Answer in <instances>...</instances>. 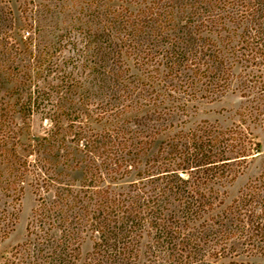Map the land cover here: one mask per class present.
I'll return each mask as SVG.
<instances>
[{
    "label": "trees",
    "instance_id": "obj_1",
    "mask_svg": "<svg viewBox=\"0 0 264 264\" xmlns=\"http://www.w3.org/2000/svg\"><path fill=\"white\" fill-rule=\"evenodd\" d=\"M147 1L140 0L136 15L130 13L131 19L124 20L128 27L140 29L172 24L174 50L182 51L165 66L175 72L170 93L221 88L220 68L232 71L239 66L245 99L240 123L226 130L211 124L181 127L156 153H149L153 144L132 137L117 123L120 117L113 109L99 104L86 107L69 98L46 105L47 96L40 92L22 102L24 84L7 88L22 70L0 63V241L15 227L17 204L27 187L37 202L26 240L2 264H76L87 238L94 242L87 264H139L145 236L152 242V257L178 245L181 254L188 247L197 249L203 231L197 232L196 224L214 210L221 194L216 187L229 183L218 171L235 162L238 170L232 182L250 158L263 152L250 123L264 133V0H189L195 4L189 11L181 9L179 16L162 12L161 0L151 1L152 5ZM22 55L11 38L0 39L4 62L16 63ZM39 57L44 61L43 55ZM25 76L30 78L26 72ZM172 97L184 111L187 104L179 105L180 98ZM35 113L51 122L41 135L31 130L29 119ZM133 174L135 180L126 187L113 188ZM250 187L228 206L230 212L236 211L237 217L233 216L241 223L244 238H249L251 201L264 200ZM260 238L264 240V234Z\"/></svg>",
    "mask_w": 264,
    "mask_h": 264
},
{
    "label": "rangeland",
    "instance_id": "obj_2",
    "mask_svg": "<svg viewBox=\"0 0 264 264\" xmlns=\"http://www.w3.org/2000/svg\"><path fill=\"white\" fill-rule=\"evenodd\" d=\"M151 1L154 0H148L146 5H152ZM139 2L0 0V39L11 38V42L17 43L25 54L17 56L16 63L0 59L2 67L12 66L22 70L18 80L13 79L7 88L24 84L20 96L22 102L31 97L37 98L40 92L47 96L46 105L52 106L69 98L71 102H83L86 107L99 104L106 110L113 109L120 117L117 123L122 124L123 128L125 126L132 137H136L138 142L143 140L153 144L154 148L149 153H156L160 144L181 127L197 129L198 126L211 124L226 130L240 123L245 99L241 96L239 66L232 71L220 68L217 83L221 88L202 86L201 89H187L186 93H183L185 89L170 93L175 72L166 67L182 50H174L172 24L163 29L158 23L142 29L126 25L127 18L131 19L129 14L136 15L141 7ZM160 3L162 12L173 11L177 14L181 13V9L189 11L195 4L189 0H175V3L161 0ZM30 36L33 37L32 41H26ZM133 47L138 51L132 52ZM42 55L44 61L39 57ZM23 66L31 68L25 70ZM25 72L30 78L25 76L26 79H23ZM173 83L178 85L174 80ZM70 85L76 89L69 91L66 87ZM172 96L180 98L179 105L187 104L184 111L175 100L173 102ZM152 100L158 102L154 104ZM17 118L19 122L22 119ZM29 121L32 132L37 135L51 127V122L41 114L35 113ZM250 127L256 141L262 144L263 152L250 158L232 182L230 179L238 170L235 162L224 164V167L228 165L226 169L220 167L218 173L223 171L225 177L222 179L229 183L225 184V188L216 187L221 194H218L214 210L207 211L196 224L197 232L200 229L203 231L200 246L197 249L188 247L181 254L182 247L177 244L178 248L173 247L152 257L149 252L152 242L145 236L140 246L139 264H264V240L260 238L264 234V200L251 201L250 212L253 214L250 213L247 225L249 238H244L240 232L242 225L233 216L237 217L236 211L230 212L228 209L248 185L254 193L264 197V133L252 122ZM218 166H222V163ZM133 176L113 188L126 187L135 180ZM36 206V196L27 187L17 204L16 225L8 237L0 241V264L26 240L27 227ZM80 249L76 264L89 263L94 242L87 238Z\"/></svg>",
    "mask_w": 264,
    "mask_h": 264
}]
</instances>
